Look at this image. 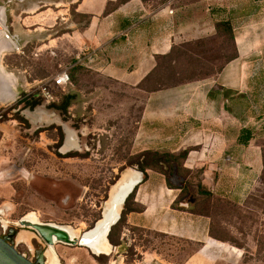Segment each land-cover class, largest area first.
I'll use <instances>...</instances> for the list:
<instances>
[{"label":"rangeland","instance_id":"374dc122","mask_svg":"<svg viewBox=\"0 0 264 264\" xmlns=\"http://www.w3.org/2000/svg\"><path fill=\"white\" fill-rule=\"evenodd\" d=\"M53 1L0 0V7L7 8L9 33L16 36L18 45L16 48L6 42L8 48L0 59L7 87L13 93L12 100L0 102L3 237L7 228H15L12 230L25 236L34 232L18 226V221L31 213L40 222L71 227L80 237L102 217L112 187L133 171H141L135 162L137 155L149 150L163 152L142 150L154 146L156 136L154 126L146 130L141 123L145 95L121 85L95 63L88 62L91 48L84 49L82 61L77 59L79 51L72 33L75 24L85 26L89 16L77 13L74 5L65 2L63 7L60 0ZM259 16L255 36L264 31L259 28L264 14ZM227 17L231 20L230 14ZM186 42H190L186 47L191 57L189 76L200 79L197 81L212 78L234 55L228 36L218 38L214 34ZM256 47L261 52L257 54L264 53V45ZM64 70H68L71 84L56 86L54 78ZM38 92L41 104L34 110L17 107L21 100ZM69 94L76 97L67 113L52 107L60 105ZM19 113L25 119L20 120ZM62 134L69 136L67 145L72 151L67 155L61 153ZM146 135L151 136L147 137L150 141ZM169 160L165 165L157 164L158 171L147 170L153 193L165 184L171 188L201 181L200 173L190 174L181 167L182 161ZM189 191L187 187L182 190L175 203L177 208L180 202H194V196H187ZM258 195L245 207L248 213L243 214L241 207L223 206L224 212L218 216L226 220L217 217L222 231L219 234L241 250L220 252L209 260L200 256L191 259L201 244L188 243L179 236L157 235L154 229L134 225L126 215L109 235L110 250L104 253L109 255H95L87 248L61 242L52 246L57 259L53 264H264V187ZM130 207L142 209L135 201ZM41 241L48 248L43 238ZM119 243L121 247L113 248ZM15 248L28 259L38 261L37 251L27 243L18 241Z\"/></svg>","mask_w":264,"mask_h":264},{"label":"crops","instance_id":"0c3cea01","mask_svg":"<svg viewBox=\"0 0 264 264\" xmlns=\"http://www.w3.org/2000/svg\"><path fill=\"white\" fill-rule=\"evenodd\" d=\"M117 1L60 3L74 5L77 13L89 16L86 25L76 23L72 33L77 59L83 60L84 49L91 48L88 62L137 91L157 65V56L167 54L175 44L216 34L222 10L234 22L236 59L215 77L151 93L143 107L141 123L146 130L154 126L156 136L154 146L142 150L173 154L188 150L182 167L187 173H200L201 181L171 188L165 184L154 193L153 184L143 181L134 200L142 209L127 216L134 225L201 244L191 259L209 260L220 252L241 250L213 237L211 229L213 220L217 221L213 217L216 205L233 204L248 213L244 209L249 200L264 187V53L259 54L256 47L264 45V31L254 33L255 22L264 14V0H129L105 14L109 3ZM245 135L250 136L246 143ZM147 137L151 136L145 138L150 141ZM186 187L194 202H180L177 208L176 200ZM207 192L213 196L210 203ZM23 236L30 244L40 243L34 233L18 234L9 241L14 244Z\"/></svg>","mask_w":264,"mask_h":264},{"label":"trees","instance_id":"16d2710c","mask_svg":"<svg viewBox=\"0 0 264 264\" xmlns=\"http://www.w3.org/2000/svg\"><path fill=\"white\" fill-rule=\"evenodd\" d=\"M129 0H118L116 3H109V5L106 8L105 14H108L110 11L115 9L117 6H120ZM143 1H148V0H143ZM166 1V0H163ZM222 16L216 21L215 27H216V36L219 38L228 36L231 38L233 47H234V55L228 61L226 64L229 62L233 61L238 57V49L235 41V34H234V27L233 24L231 23V20L227 17L225 14V11L222 10L220 12ZM188 43L190 42H185V43H180V44H175L172 46L170 52L164 55H159L157 56V65L155 68L142 80V82L137 86L140 92H142L145 97L147 98L151 93L159 90H163L166 88L178 86L181 84L197 81L200 79H194V77L189 76L191 73V63H190V58L189 53L186 51V47L188 46ZM186 51V52H185ZM189 55H188V54ZM225 64V65H226ZM221 67V69L212 77L217 76L224 66ZM172 72V77H170V74ZM209 78V77H207ZM203 78V79H207ZM76 97L75 94H69L63 98V101L60 105L54 104L52 105L53 108L56 110L62 111L63 113H67L68 108L71 104V101ZM41 104V98H40V92L30 95L26 98V100H21L17 107H21L22 110L25 109H30L34 110L37 106ZM19 119L23 120L22 116H20V113L17 114ZM250 136L245 135L244 143L248 140ZM188 155V150L181 151L179 154H173L169 151H164V152H158V151H143L139 155H137V164L139 165L140 170L144 173L145 175V181L148 179V169H152L155 171H158L155 169L157 164L165 165L166 164V159L169 158V162L172 159L175 160H180L181 162V167L183 162L186 160ZM263 161H264V149H263ZM168 162V163H169ZM159 166V165H158ZM262 180L264 182V168H263V173H262ZM137 189L135 192L128 198L125 207L122 212V217L121 220H124L126 215L129 214L134 210L132 207H130V204L134 201V196L136 193ZM212 194L210 192H207V203L211 202ZM201 205H203V202H201ZM224 206H233L237 207L239 210L241 208L239 206L233 205V204H225ZM216 211L213 213V217H219L218 215L220 212H223V206L218 207L216 205ZM199 208L197 207L195 210L197 211ZM199 211V210H198ZM218 221L213 220V227L211 229V235L215 237L216 239H220L222 241H229L228 238L221 236L219 233L222 232L220 225L217 223ZM217 226V227H216ZM157 235H166L160 232H155ZM186 242L191 243V241L186 240Z\"/></svg>","mask_w":264,"mask_h":264},{"label":"water","instance_id":"95a60500","mask_svg":"<svg viewBox=\"0 0 264 264\" xmlns=\"http://www.w3.org/2000/svg\"><path fill=\"white\" fill-rule=\"evenodd\" d=\"M9 42L11 45L18 48L16 42V36L9 33V26L7 25V8L5 6L0 7V45ZM1 94V93H0ZM12 96L10 100H12ZM6 100V101H10ZM5 102V101H4ZM26 115L28 111H24ZM138 178V181L131 184L129 189L119 188V184H115V189L110 192L103 209L102 217L91 227L89 230L83 232L80 238L74 245L87 248L95 253V246L103 239H108L112 228L121 220L122 212L128 198L135 192L137 187L144 181V173L141 171H133L127 178ZM118 186V187H117ZM44 236V234H43ZM46 238V237H45ZM47 244H54L53 240L46 238ZM71 245V246H74ZM0 264H37L28 259L24 254L20 253L13 244H11L5 237L0 236Z\"/></svg>","mask_w":264,"mask_h":264},{"label":"bare ground","instance_id":"6f19581e","mask_svg":"<svg viewBox=\"0 0 264 264\" xmlns=\"http://www.w3.org/2000/svg\"><path fill=\"white\" fill-rule=\"evenodd\" d=\"M7 48H8V46L5 44L0 45V59L2 57V52L4 50H6ZM0 93H1L0 94V102H4V101L8 100L12 96L11 91L7 87L6 77L1 70V66H0ZM129 180L130 179H120L117 183V184H119L118 185L119 187L117 186L118 188L116 190H119V188L129 189L131 187V184H134L138 181V178L131 179V181H129ZM115 187H116L115 185L112 187L111 192L115 189ZM20 223H21V225L27 224L28 226H32L33 229H38L39 233L42 236L44 234L43 237H46V238L49 237V235L46 234V232H48L50 234H55L54 239L56 240V242H62L65 244L74 245L75 242H77L78 239L80 238V237H77V235H76L77 232H75L70 227H65V226L61 227V226L54 225V224H42V223L38 222L37 218L32 213H31V215L27 216L22 221H20ZM9 235H10V233H9ZM6 239L9 241L8 238H6ZM25 239L28 240L27 238H25ZM9 242L11 244H13L11 241H9ZM108 242H109V239H103L102 241H100L95 246L96 255L109 252L110 244ZM50 248L52 250H50L47 253V256L49 257L50 264H53L54 262H56L57 259L55 260L56 256H55V252H53V247L51 246Z\"/></svg>","mask_w":264,"mask_h":264},{"label":"flooded vegetation","instance_id":"af4514ba","mask_svg":"<svg viewBox=\"0 0 264 264\" xmlns=\"http://www.w3.org/2000/svg\"><path fill=\"white\" fill-rule=\"evenodd\" d=\"M52 108V107H51ZM65 132V131H64ZM68 134H65V135H61V148H62V150H61V153H63V155H67V154H70L71 153V151H72V149L71 148H69V146L67 145V142H69V140H68ZM31 215V214H30ZM29 216V215H28ZM27 217V216H26ZM26 217H23L22 219H20L19 221H18V223L20 222V221H22L24 218H26ZM38 220V222H40L39 221V219H37ZM40 223H42V224H54V225H58V224H55V223H46V222H40ZM18 226H20V227H26V228H29V229H31V230H33L34 232H30L29 233V235H31L32 233H34L39 239H40V243H38V244H36V245H33V244H30L29 243V241L28 240H26V239H22V238H20L18 241H23V242H25V243H27L29 246H30V249L32 250V251H37L36 253H37V262H35V263H37V264H48V263H50V260H49V257L47 256V253H48V250L50 249V247L51 246H53L54 244H56V243H61V242H56V240L54 239V236H55V234H50V233H48V232H46L45 230V232H46V234H48L49 235V237L48 238H50L51 240H53V242H54V244H52V245H49L48 244V248L46 247V245L41 241V238H43L45 241H46V238L45 237H43L40 233H39V231H38V229H33V227L32 226H21V225H19L18 224ZM58 226H61V227H64L63 225H58ZM65 227H67V226H65ZM3 228H4V226H3ZM71 228V227H70ZM12 229H15V228H7L6 230H5V237L6 238H10V240L11 239H14V238H16V236L18 235V234H22V233H17V232H15V231H13ZM90 228H88L87 230H89ZM12 230V231H11ZM74 230V229H73ZM87 230H85V231H87ZM84 231V232H85ZM112 231V230H111ZM20 232H23V231H20ZM9 233H10V235H9ZM111 233V232H110ZM82 234V233H81ZM80 234V235H81ZM13 236V237H12ZM17 241V242H18ZM17 242H15L13 245L15 246L16 244H17ZM46 243H47V241H46ZM64 244V243H63ZM111 244V243H110ZM112 246V245H111ZM119 247H121V244L119 243V244H114L113 245V248H115V249H117V248H119ZM40 250V251H39ZM104 254V253H103ZM103 254H98L99 256L100 255H103ZM104 255H109V254H104ZM31 260V259H30ZM34 262V261H33Z\"/></svg>","mask_w":264,"mask_h":264},{"label":"built area","instance_id":"2783aa9c","mask_svg":"<svg viewBox=\"0 0 264 264\" xmlns=\"http://www.w3.org/2000/svg\"><path fill=\"white\" fill-rule=\"evenodd\" d=\"M82 61L81 59H79V62ZM54 84L56 86H62V87H66L69 84H71V78L69 75L68 70H64L62 72H60L56 78H54ZM47 87L44 88V91L46 92Z\"/></svg>","mask_w":264,"mask_h":264}]
</instances>
